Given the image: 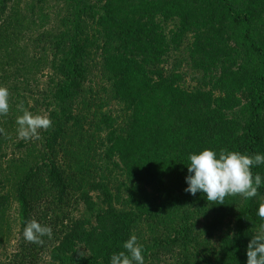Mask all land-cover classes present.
Returning <instances> with one entry per match:
<instances>
[{
    "label": "trees",
    "instance_id": "obj_1",
    "mask_svg": "<svg viewBox=\"0 0 264 264\" xmlns=\"http://www.w3.org/2000/svg\"><path fill=\"white\" fill-rule=\"evenodd\" d=\"M0 86V246L13 202L21 235L57 209L16 264H110L133 234L145 264H246L264 184L224 204L184 189L190 154H264V0H0ZM20 101L49 114L40 140L17 139Z\"/></svg>",
    "mask_w": 264,
    "mask_h": 264
},
{
    "label": "clouds",
    "instance_id": "obj_2",
    "mask_svg": "<svg viewBox=\"0 0 264 264\" xmlns=\"http://www.w3.org/2000/svg\"><path fill=\"white\" fill-rule=\"evenodd\" d=\"M16 107L22 113L15 121L18 139L40 140L41 131L53 127L49 114H34L24 107L23 101ZM11 108V93L7 87L0 86V116H7ZM0 134H6L3 128H0ZM188 160L190 175L185 177L188 186L184 191L193 196L204 193L211 204H224L232 196L250 200L259 195L258 190L264 184L261 175L253 173L255 166L264 164V154L248 155L224 149L217 154L205 148L198 154H190ZM257 215L264 220V203L258 207ZM22 234L26 242L42 245V237L51 239L52 228L32 219L25 224ZM123 249L111 255L110 264H145L143 245L138 243L136 235H131L123 243ZM246 256V264H264V224L247 244Z\"/></svg>",
    "mask_w": 264,
    "mask_h": 264
},
{
    "label": "rangeland",
    "instance_id": "obj_3",
    "mask_svg": "<svg viewBox=\"0 0 264 264\" xmlns=\"http://www.w3.org/2000/svg\"><path fill=\"white\" fill-rule=\"evenodd\" d=\"M187 55H188V48H187V42L185 41L184 44L179 48V50L177 52L170 53V55L168 57V63H170V64L169 65L166 64V65L170 66L173 64L174 60L183 59ZM182 66H183V68H182ZM182 66H181V69H183V71H188V69L184 63L182 64ZM45 73H47V70H44V75H45ZM44 75L40 76L41 77L40 83H42L44 81V79H45ZM186 80L188 81V78H186ZM30 103H32V102L30 101ZM30 105H32V104H30ZM15 149L16 148L11 141L5 140L3 142V151L6 155L2 159L4 163H5V161H7V159H9L11 156H13L15 153H17V150H15ZM16 155H19V154L17 153ZM2 178L3 177L1 176L0 182H1ZM1 192H2V190L0 191V193ZM56 211H57V209L53 204L48 205V207H45V209L35 212L33 219H35L36 221H38L42 225L48 226L49 225L48 220L50 219V216H52L54 214L53 212H56ZM16 215H17L16 204L13 202L11 207H9L6 211V216L8 219L6 224L9 226L10 229H9L8 235H6L5 237L8 236L7 238H9V239L6 240L2 244V246H0V262L4 263V264H8V263L16 264L17 263V260H15V258H13V255H14V252L18 251V249H19L18 246H19L21 240L23 239V235H21L19 232V223L17 221ZM44 257L45 256L42 254L40 261L35 262V264L36 263L37 264H43Z\"/></svg>",
    "mask_w": 264,
    "mask_h": 264
}]
</instances>
